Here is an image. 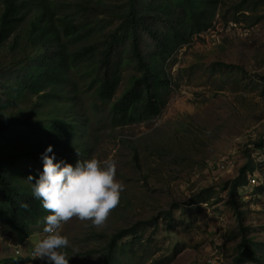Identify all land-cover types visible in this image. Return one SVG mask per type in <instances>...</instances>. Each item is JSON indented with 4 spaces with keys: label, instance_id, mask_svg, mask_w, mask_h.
<instances>
[{
    "label": "trees",
    "instance_id": "1",
    "mask_svg": "<svg viewBox=\"0 0 264 264\" xmlns=\"http://www.w3.org/2000/svg\"><path fill=\"white\" fill-rule=\"evenodd\" d=\"M248 2L235 3L234 15H247ZM221 4L223 0H0L1 234L19 245L38 226L43 228L47 213L31 188L47 145L57 160L73 165L93 158L97 133L91 132L87 98L92 112L103 113L102 122L112 128L161 114L172 86L167 61L213 26ZM219 64L246 74L239 66ZM251 150L264 155V134L252 141L247 160L223 186L239 237L232 264H264V241L251 235L238 195L264 165V160L256 163ZM257 188L263 190L264 183ZM206 191L195 198L207 202ZM164 220L171 225V210ZM157 226L149 219L116 229L107 237L102 261L95 264H123L136 255L135 243L143 242L146 230ZM0 264L42 263L15 254L0 258Z\"/></svg>",
    "mask_w": 264,
    "mask_h": 264
},
{
    "label": "rangeland",
    "instance_id": "2",
    "mask_svg": "<svg viewBox=\"0 0 264 264\" xmlns=\"http://www.w3.org/2000/svg\"><path fill=\"white\" fill-rule=\"evenodd\" d=\"M239 1L223 0L213 26L167 61L172 86L157 117L112 128L102 122L103 113L92 112L86 99L91 132L97 133L93 158L111 157L115 179L124 187L103 224L94 226L76 217L61 224L57 231L69 241L63 249L68 264L100 263L109 234L149 219L157 228L146 230L143 242L135 243L136 255L124 257L123 264L233 263L237 221L223 186L247 160L252 141L264 134V0H249L247 15L235 14V21ZM219 63L239 66L246 74ZM251 153L256 163L264 160L258 150ZM222 160L224 170L212 169ZM263 168L259 165L251 175L256 183L249 181L238 194L245 224L262 241L264 188L257 185L264 183ZM201 191H206L207 202L195 198ZM168 210L171 225L164 220ZM42 229L38 226L24 247L42 239ZM16 247L0 232V258L15 255Z\"/></svg>",
    "mask_w": 264,
    "mask_h": 264
},
{
    "label": "clouds",
    "instance_id": "3",
    "mask_svg": "<svg viewBox=\"0 0 264 264\" xmlns=\"http://www.w3.org/2000/svg\"><path fill=\"white\" fill-rule=\"evenodd\" d=\"M79 155V154H78ZM42 170L32 183V196L46 215L42 218L44 238L36 241L32 256L44 264H68L63 251L69 246L67 237L57 230L76 217L98 226L119 202L123 184L115 179V161L109 157L78 159L75 164L57 160L53 146L40 154ZM29 181L33 177L29 175Z\"/></svg>",
    "mask_w": 264,
    "mask_h": 264
},
{
    "label": "built area",
    "instance_id": "4",
    "mask_svg": "<svg viewBox=\"0 0 264 264\" xmlns=\"http://www.w3.org/2000/svg\"><path fill=\"white\" fill-rule=\"evenodd\" d=\"M211 165L212 164H210V167H211ZM212 169H216L217 170V168L219 169V170H224L225 168H226V164L224 163V160H222V161H216V163H213V165H212ZM222 168V169H221ZM249 181H251L252 182V184L253 183H256V179H255V177H251V176H249ZM46 235V234H45ZM44 238V237H43ZM32 250H33V247H24V245L23 244H19V245H17V247H16V249H15V254H20V255H29L31 258H34L33 256H32ZM35 259V258H34Z\"/></svg>",
    "mask_w": 264,
    "mask_h": 264
}]
</instances>
